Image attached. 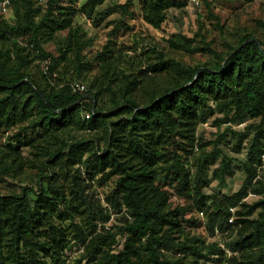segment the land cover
I'll return each instance as SVG.
<instances>
[{
  "label": "trees",
  "instance_id": "16d2710c",
  "mask_svg": "<svg viewBox=\"0 0 264 264\" xmlns=\"http://www.w3.org/2000/svg\"><path fill=\"white\" fill-rule=\"evenodd\" d=\"M109 1L0 11V264H264V7L229 28L204 0L212 28L162 48L131 23L162 29L190 0ZM224 146L246 150L232 194Z\"/></svg>",
  "mask_w": 264,
  "mask_h": 264
},
{
  "label": "rangeland",
  "instance_id": "374dc122",
  "mask_svg": "<svg viewBox=\"0 0 264 264\" xmlns=\"http://www.w3.org/2000/svg\"><path fill=\"white\" fill-rule=\"evenodd\" d=\"M83 1V0H82ZM125 0H110L108 4L113 2H124ZM199 2V5L196 2ZM214 2V10L219 14L223 20L227 22L229 28L231 27L235 15L239 14L241 20L245 19L252 20L258 15L261 7H264V0H257L256 3L252 5H246L243 7L241 2H234L233 0H209ZM207 6L204 0H190L188 7L182 11L171 10L168 15V21L163 25L162 29H155L144 21H139L136 23H131L135 28V32L148 38L151 42H155L162 48H166V39L169 38L173 33L183 32L184 34L192 37L198 30V19L199 16H205V20L208 23V27L211 29L210 20L207 17ZM9 16V15H8ZM77 23L84 27L87 33L94 38L96 48H100L106 41V29L104 27L97 28L93 25L90 19L87 17L80 16L77 19ZM131 38V31L124 37L125 40ZM225 126H223L224 128ZM245 124H242L237 128V130H243ZM199 136H202L206 141H213L218 137V128L213 123V120L202 125L199 129ZM212 148V147H210ZM226 154L233 158V166L236 168V173L233 177L228 179V188L222 189L225 193H235L237 192L243 183L244 174L240 170V160H243L246 155V150L242 154H234L230 147L224 146ZM218 182L213 181L210 188L206 190L207 193L215 192ZM100 195H104L107 189L99 188ZM255 198H249V201H253ZM173 200L180 202V198L173 195ZM111 222L108 224L111 225ZM202 234L206 235L205 228L199 230ZM208 241H215V237H209L207 235Z\"/></svg>",
  "mask_w": 264,
  "mask_h": 264
},
{
  "label": "built area",
  "instance_id": "2783aa9c",
  "mask_svg": "<svg viewBox=\"0 0 264 264\" xmlns=\"http://www.w3.org/2000/svg\"><path fill=\"white\" fill-rule=\"evenodd\" d=\"M11 2H12V0H0V11H1L2 13H8V11H9V5L11 4ZM196 4L199 5V2L197 1ZM75 89H76V90H80V91L83 92L86 88H85L84 85L77 84ZM249 198H256V194L250 192L249 195H248V197L245 198V200H249ZM232 211L234 212L235 209H232ZM234 221H235V218L232 217V218L230 219V222H231V223H234ZM217 238H218V237H217ZM219 239H220V237H219ZM221 246L225 248V246H224L223 243H221ZM226 252H227L229 255H232V252H231L230 250H226Z\"/></svg>",
  "mask_w": 264,
  "mask_h": 264
}]
</instances>
